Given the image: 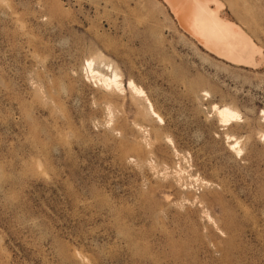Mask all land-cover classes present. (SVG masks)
<instances>
[{
	"label": "rangeland",
	"instance_id": "obj_1",
	"mask_svg": "<svg viewBox=\"0 0 264 264\" xmlns=\"http://www.w3.org/2000/svg\"><path fill=\"white\" fill-rule=\"evenodd\" d=\"M218 1L258 64L166 0H0V264H264V0Z\"/></svg>",
	"mask_w": 264,
	"mask_h": 264
},
{
	"label": "bare ground",
	"instance_id": "obj_2",
	"mask_svg": "<svg viewBox=\"0 0 264 264\" xmlns=\"http://www.w3.org/2000/svg\"><path fill=\"white\" fill-rule=\"evenodd\" d=\"M166 1L175 14L178 23L185 30L189 31L190 34L194 35L204 46L238 62L250 65L259 63L253 57L254 53L261 55L259 48L249 39V37L237 29L232 22L217 15L216 10L219 7L218 0ZM207 1H212L214 7H209ZM86 64L89 71L92 73L93 69L90 67V61H87ZM95 74L99 76V78L97 77V80L100 79L105 87H119L120 83L117 81L115 73H113V77L104 76L97 71ZM132 82L129 81L130 87L132 86V89L136 90L138 93L142 92V90L135 87ZM149 106L151 108L150 103ZM216 109L219 117L226 124H229L238 116L236 111L227 106L216 107ZM156 115L157 114H155V116ZM236 144H238V142L234 141L231 144V147L236 151H239V148H236Z\"/></svg>",
	"mask_w": 264,
	"mask_h": 264
}]
</instances>
